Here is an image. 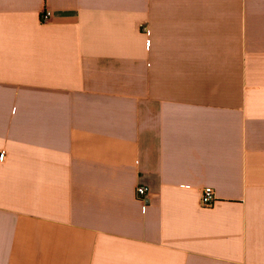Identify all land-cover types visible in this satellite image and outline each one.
I'll return each mask as SVG.
<instances>
[{
	"label": "crops",
	"instance_id": "1",
	"mask_svg": "<svg viewBox=\"0 0 264 264\" xmlns=\"http://www.w3.org/2000/svg\"><path fill=\"white\" fill-rule=\"evenodd\" d=\"M2 152L0 264H264V0H0Z\"/></svg>",
	"mask_w": 264,
	"mask_h": 264
},
{
	"label": "built area",
	"instance_id": "2",
	"mask_svg": "<svg viewBox=\"0 0 264 264\" xmlns=\"http://www.w3.org/2000/svg\"><path fill=\"white\" fill-rule=\"evenodd\" d=\"M49 17L50 16L48 14H44L42 19H43V21H48ZM148 33H149V30L147 29V34ZM5 154H6L5 152H2L0 158L3 159ZM148 194H149V190H148V188H146L144 186H139L136 190V195H137L138 199L144 203H147ZM214 202H215V198H214L213 190L211 188H206L202 194V199H201L202 206L211 207L214 204Z\"/></svg>",
	"mask_w": 264,
	"mask_h": 264
}]
</instances>
